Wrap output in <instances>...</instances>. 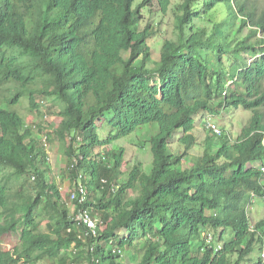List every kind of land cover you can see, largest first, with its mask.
<instances>
[{
	"label": "trees",
	"instance_id": "trees-1",
	"mask_svg": "<svg viewBox=\"0 0 264 264\" xmlns=\"http://www.w3.org/2000/svg\"><path fill=\"white\" fill-rule=\"evenodd\" d=\"M153 1L0 0V237L21 236L0 244V264H126L128 253L131 264H264L252 256L264 219L249 218L264 196V0H155L172 7L177 34L159 56V28H141ZM37 93L59 105L54 136L22 111L41 110ZM241 106L252 126L236 140L191 134L195 115L209 113L212 132L213 115ZM152 123L150 169L127 164L119 140ZM175 131L202 152L175 151ZM54 141L67 159L58 176ZM59 179L87 187L98 237L74 220ZM210 227L231 239L207 244Z\"/></svg>",
	"mask_w": 264,
	"mask_h": 264
},
{
	"label": "rangeland",
	"instance_id": "rangeland-1",
	"mask_svg": "<svg viewBox=\"0 0 264 264\" xmlns=\"http://www.w3.org/2000/svg\"><path fill=\"white\" fill-rule=\"evenodd\" d=\"M151 9L153 10V12H150L148 11V9H145L146 18L142 22L141 28H144L148 24H151L156 28H159L157 34L152 38L154 55L159 56L161 52V48L163 47L166 38L167 39L177 38L176 29L174 25L175 16L172 7L167 14L161 12L155 0L151 4ZM35 98L37 102L42 104L41 110L30 108L28 101H26V104L23 107L22 111L27 117L28 122L34 124L37 123L41 125L46 134H49L50 137L51 134L54 136L53 129L57 128L62 120L60 115L59 105L56 104L54 100L42 94L37 93L35 95ZM208 115L209 113L201 112L200 114L194 116L195 128L191 134L195 135L198 138V142H204L208 135L209 136L215 135L213 132L208 131L204 125V120L207 119ZM252 118H253L252 113L246 110L245 108H243L242 106L239 108L230 107L227 110H223L222 113L215 114L211 117V119H213V121L217 123L224 132H230L234 140H236L237 137H239V135L243 132V129L246 126L251 125L250 121ZM158 133H159V124L152 123L147 127H145L144 129L137 130L127 138L120 139L119 143L127 147L126 163L135 164L137 162H142L145 166V169L149 170L153 160V152H152L151 144L148 140L152 137V135H156ZM179 133L182 136L185 135V133L183 132L175 131L174 133L175 137L172 141L175 146V151L183 155H186L187 153L196 154L197 152L198 153L202 152L200 151L202 147L197 145H194L191 150H186V146L183 143H181L177 138ZM138 139H141L144 142H146L143 148L135 145L136 143L139 142ZM59 143L60 142L54 141L53 144H51L52 146L51 145L48 146L49 149L48 151L50 154V162L57 176L62 175V172L66 168V164H67V159L62 154V149L61 146H59ZM59 181L62 184L63 194L67 196L69 191H72L71 182L69 180H62V179H59ZM249 213H250L249 218L253 223L258 222L261 219H264V196L263 197L256 196L253 199V202L249 208ZM0 221H1V207H0ZM222 231L225 232L224 229L216 230L210 227L206 230V234L213 235L214 240L216 241L220 237ZM231 235L232 234L230 230H227L224 234V239L225 240L231 239ZM20 243H21V236L20 233L18 232L10 231L3 234L0 237V244L2 250L14 249ZM193 246L196 247V243H193ZM111 248H113V246L110 244L109 249ZM69 253L70 252L66 254V251H63L62 255L65 254L68 255ZM260 253L261 252L257 247L255 252L252 254L253 258L258 259V257L261 255ZM130 256H131L130 253L125 254L124 260L126 264H131V262L129 261ZM244 264H250V261Z\"/></svg>",
	"mask_w": 264,
	"mask_h": 264
},
{
	"label": "built area",
	"instance_id": "built-area-1",
	"mask_svg": "<svg viewBox=\"0 0 264 264\" xmlns=\"http://www.w3.org/2000/svg\"><path fill=\"white\" fill-rule=\"evenodd\" d=\"M208 128L216 132L217 134H221L222 130L215 124L214 122L208 123ZM264 171V166L262 167ZM69 204L72 207V213L74 215V220L78 223V225L85 227L86 234L92 237H98L101 229L103 227V221L100 217L94 216L90 209L84 208L82 205L85 204L89 200V193L87 187L79 181L77 189L74 191H69ZM208 243H213V237H208ZM90 250H94V246L89 247ZM119 254H122V250L120 248L115 249ZM264 257V252H263ZM94 264H100L99 260H94Z\"/></svg>",
	"mask_w": 264,
	"mask_h": 264
},
{
	"label": "clouds",
	"instance_id": "clouds-1",
	"mask_svg": "<svg viewBox=\"0 0 264 264\" xmlns=\"http://www.w3.org/2000/svg\"><path fill=\"white\" fill-rule=\"evenodd\" d=\"M211 122H214L213 120H211ZM215 123V122H214ZM215 124H217V123H215ZM217 126L219 127V125L217 124ZM208 127V126H207ZM220 128V127H219ZM221 129V128H220ZM222 130V129H221ZM212 132L215 134V135H217V136H222L223 135V130H222V133L221 134H217L216 132H214L213 130H212ZM262 170V172H264L263 171V169H261ZM250 208V207H249ZM250 214V213H249ZM210 236H212L213 237V235H211V234H206L205 235V238H206V242H207V244H209L208 243V237H210ZM213 240H214V237H213ZM209 245H211V244H209ZM263 252H264V250H262L261 251V256L263 257ZM264 258V257H263Z\"/></svg>",
	"mask_w": 264,
	"mask_h": 264
}]
</instances>
